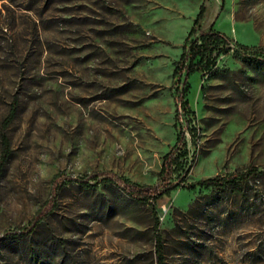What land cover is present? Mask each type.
Returning <instances> with one entry per match:
<instances>
[{
  "label": "rangeland",
  "instance_id": "obj_1",
  "mask_svg": "<svg viewBox=\"0 0 264 264\" xmlns=\"http://www.w3.org/2000/svg\"><path fill=\"white\" fill-rule=\"evenodd\" d=\"M202 2L201 29L264 47V0H0V264H155V234L163 264H264V59L190 74L175 118L171 72ZM181 130L172 181L187 168L192 189L151 205L97 176L156 185ZM248 168L234 189L194 185Z\"/></svg>",
  "mask_w": 264,
  "mask_h": 264
},
{
  "label": "trees",
  "instance_id": "obj_2",
  "mask_svg": "<svg viewBox=\"0 0 264 264\" xmlns=\"http://www.w3.org/2000/svg\"><path fill=\"white\" fill-rule=\"evenodd\" d=\"M205 13V6L202 2L198 8V12L192 21L191 27L184 39L181 53L174 64L171 72V80L174 84H178L177 89L179 95L174 100L175 104V118L186 117V113H190L188 105L184 100V95L188 89L187 78L192 73L210 70L215 63V60L220 55H226L229 52L239 54L246 60H263L264 59V47H245L236 44L231 39H227L224 35L212 30L211 28L201 29L200 22ZM12 113H9L5 122L11 120ZM182 124V122H180ZM184 132L181 130L176 139L172 150L166 153L161 160L160 169L157 176V184L154 186H139L130 183L128 180L119 177L111 173H101L97 176H102L104 182L111 183L116 188L121 190L128 197L142 202L144 204L150 203L153 205L157 199L161 197H167L170 192L174 191L179 185H182L183 178L187 173V168L183 170V175L178 176L177 181L173 182V175L177 174L178 169L181 168L179 160L186 155L174 153L175 148L184 141ZM0 168L6 163L10 150L8 140L4 135L0 136ZM174 151V152H173ZM256 170L248 168L245 172L224 176L218 179H206L200 182H196L194 185L203 189H220L226 186H230L234 189L238 182L246 179L247 176L253 174ZM93 176H89V179H94ZM56 179L53 180L54 187L56 186ZM83 184L85 182L80 181ZM192 189V186H181V188ZM47 205V204H46ZM44 205L38 210L33 217L30 225L26 228L18 230V236L28 235L35 227L36 224L49 214V208ZM157 226V220L154 221V229ZM60 242V240H57ZM154 253L155 264H163V257L161 253L160 237L158 234L154 236Z\"/></svg>",
  "mask_w": 264,
  "mask_h": 264
}]
</instances>
